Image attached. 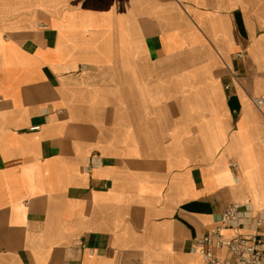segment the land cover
Instances as JSON below:
<instances>
[{
    "label": "crops",
    "instance_id": "1",
    "mask_svg": "<svg viewBox=\"0 0 264 264\" xmlns=\"http://www.w3.org/2000/svg\"><path fill=\"white\" fill-rule=\"evenodd\" d=\"M262 94L264 0H0V264H206Z\"/></svg>",
    "mask_w": 264,
    "mask_h": 264
},
{
    "label": "built area",
    "instance_id": "2",
    "mask_svg": "<svg viewBox=\"0 0 264 264\" xmlns=\"http://www.w3.org/2000/svg\"><path fill=\"white\" fill-rule=\"evenodd\" d=\"M240 76V73H234L236 79ZM251 100L257 110L264 113V94ZM239 209V204L231 203L220 214L216 226L197 240L206 264H264V209L253 216V232L231 237L223 233L224 228L243 225ZM220 251L224 252L218 254Z\"/></svg>",
    "mask_w": 264,
    "mask_h": 264
},
{
    "label": "bare ground",
    "instance_id": "3",
    "mask_svg": "<svg viewBox=\"0 0 264 264\" xmlns=\"http://www.w3.org/2000/svg\"><path fill=\"white\" fill-rule=\"evenodd\" d=\"M240 161L245 166L240 183L245 194L236 197L233 203L240 204L250 199L254 206L264 207V161L246 145L241 149Z\"/></svg>",
    "mask_w": 264,
    "mask_h": 264
}]
</instances>
